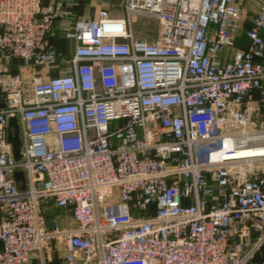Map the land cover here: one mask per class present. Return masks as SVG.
<instances>
[{
	"label": "built area",
	"instance_id": "built-area-1",
	"mask_svg": "<svg viewBox=\"0 0 264 264\" xmlns=\"http://www.w3.org/2000/svg\"><path fill=\"white\" fill-rule=\"evenodd\" d=\"M254 2L246 18L240 0H123L120 17H73L62 57L60 0H0V264H48L60 247L55 264L264 253V0ZM137 16L157 23L154 40L134 36ZM46 200L73 224L45 219Z\"/></svg>",
	"mask_w": 264,
	"mask_h": 264
},
{
	"label": "crops",
	"instance_id": "crops-1",
	"mask_svg": "<svg viewBox=\"0 0 264 264\" xmlns=\"http://www.w3.org/2000/svg\"><path fill=\"white\" fill-rule=\"evenodd\" d=\"M51 0H41L43 6L49 5ZM61 5L64 10L69 11L65 16L58 18L52 29V41L56 50L62 57H69L73 52V41L63 34V28L72 23L73 17L76 16H88L94 18L97 16V12L100 9H104L112 17H120L123 13V0H60ZM240 4L243 7L244 15L246 18L249 15L257 11V4L254 0H240ZM249 23L248 19L245 20L244 25ZM55 74V71H51L49 76ZM60 210V214L65 219L64 225L73 224L70 215L64 211ZM68 214L69 221L63 216ZM62 254H58L52 259L48 256V264H55L56 261L60 262Z\"/></svg>",
	"mask_w": 264,
	"mask_h": 264
},
{
	"label": "rangeland",
	"instance_id": "rangeland-1",
	"mask_svg": "<svg viewBox=\"0 0 264 264\" xmlns=\"http://www.w3.org/2000/svg\"><path fill=\"white\" fill-rule=\"evenodd\" d=\"M131 26L133 34L136 38H142L147 41L154 40L157 31V23L153 19L146 18L144 16H137L132 20ZM234 43L236 46H242L243 44H245V39L237 38ZM230 50L231 48H229L226 52L229 53ZM42 210L45 219H52L57 215H61L60 210L54 206L51 200H46L42 204ZM63 216L67 221H69L68 214L63 213ZM57 252L58 254H62V248H58ZM262 262H264V253L257 256L248 264H261Z\"/></svg>",
	"mask_w": 264,
	"mask_h": 264
},
{
	"label": "water",
	"instance_id": "water-1",
	"mask_svg": "<svg viewBox=\"0 0 264 264\" xmlns=\"http://www.w3.org/2000/svg\"><path fill=\"white\" fill-rule=\"evenodd\" d=\"M9 126L12 127V131L9 129L8 132V141L12 145V153L14 155V158L18 160L20 158V139L18 137V126L16 124L15 117L9 118ZM16 181H22L23 182V173L21 171H16L13 174ZM24 188V184L20 185V189Z\"/></svg>",
	"mask_w": 264,
	"mask_h": 264
}]
</instances>
